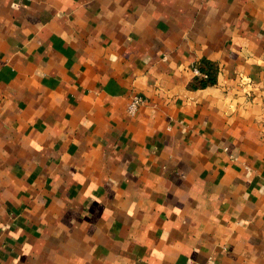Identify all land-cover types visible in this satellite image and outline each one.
Masks as SVG:
<instances>
[{
  "label": "crops",
  "instance_id": "obj_1",
  "mask_svg": "<svg viewBox=\"0 0 264 264\" xmlns=\"http://www.w3.org/2000/svg\"><path fill=\"white\" fill-rule=\"evenodd\" d=\"M0 264H264V0H0Z\"/></svg>",
  "mask_w": 264,
  "mask_h": 264
},
{
  "label": "built area",
  "instance_id": "obj_2",
  "mask_svg": "<svg viewBox=\"0 0 264 264\" xmlns=\"http://www.w3.org/2000/svg\"><path fill=\"white\" fill-rule=\"evenodd\" d=\"M195 73H198V69L194 68ZM205 76V74H203ZM144 97L140 94H135L128 103V112L135 114L138 111L139 106L144 102Z\"/></svg>",
  "mask_w": 264,
  "mask_h": 264
},
{
  "label": "trees",
  "instance_id": "obj_3",
  "mask_svg": "<svg viewBox=\"0 0 264 264\" xmlns=\"http://www.w3.org/2000/svg\"><path fill=\"white\" fill-rule=\"evenodd\" d=\"M205 74H206V78H201L200 80L198 79V81H196L195 83L203 86V85L207 84L208 82L211 83L214 81V75H213L212 71L205 73ZM202 77H204V76H202Z\"/></svg>",
  "mask_w": 264,
  "mask_h": 264
}]
</instances>
